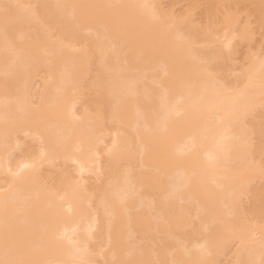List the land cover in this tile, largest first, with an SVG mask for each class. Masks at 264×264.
I'll list each match as a JSON object with an SVG mask.
<instances>
[{
  "label": "bare ground",
  "instance_id": "obj_1",
  "mask_svg": "<svg viewBox=\"0 0 264 264\" xmlns=\"http://www.w3.org/2000/svg\"><path fill=\"white\" fill-rule=\"evenodd\" d=\"M178 1L0 0V264H264V0Z\"/></svg>",
  "mask_w": 264,
  "mask_h": 264
},
{
  "label": "rangeland",
  "instance_id": "obj_2",
  "mask_svg": "<svg viewBox=\"0 0 264 264\" xmlns=\"http://www.w3.org/2000/svg\"><path fill=\"white\" fill-rule=\"evenodd\" d=\"M186 2V1H185ZM165 4H167L166 2H165ZM164 4V5H165ZM185 3H184V1H178V2H176V3H174V4H172V5H174V6H171V7H173V9H179L180 7H182L183 5H184ZM256 33H258V32H256ZM259 35L258 34H256L255 35V39H257V37H258ZM258 38H260V37H258ZM254 40V39H253ZM255 42V44H257V42H258V39L257 40H255V41H252V43H254ZM255 44H252V45H254L255 46ZM264 44V43H263ZM250 45H251V43H250ZM262 45V44H261ZM254 46H252V47H254ZM256 47V46H255ZM254 47V48H255ZM238 59V58H237Z\"/></svg>",
  "mask_w": 264,
  "mask_h": 264
}]
</instances>
